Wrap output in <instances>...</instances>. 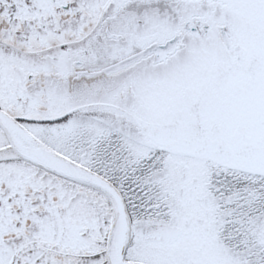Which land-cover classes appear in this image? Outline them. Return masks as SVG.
I'll use <instances>...</instances> for the list:
<instances>
[{
    "label": "snow or ice",
    "instance_id": "obj_1",
    "mask_svg": "<svg viewBox=\"0 0 264 264\" xmlns=\"http://www.w3.org/2000/svg\"><path fill=\"white\" fill-rule=\"evenodd\" d=\"M0 264H264V0H0Z\"/></svg>",
    "mask_w": 264,
    "mask_h": 264
}]
</instances>
